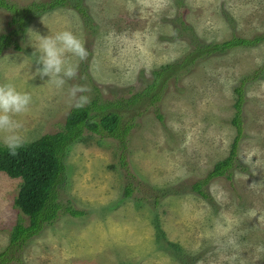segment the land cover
<instances>
[{
  "label": "rangeland",
  "instance_id": "rangeland-1",
  "mask_svg": "<svg viewBox=\"0 0 264 264\" xmlns=\"http://www.w3.org/2000/svg\"><path fill=\"white\" fill-rule=\"evenodd\" d=\"M49 1L7 0L18 8ZM80 2L84 13L69 2L33 17L30 39L12 23L16 15L0 8V36L11 35L0 53V82L31 95L26 110L13 115L15 131L23 142L62 131L76 107L74 84L87 88L82 107L127 103L117 110L133 126L124 146L86 132L92 138L70 147L57 219L14 250L8 264H264V41L183 63L158 90L159 100L127 102L155 80L154 71L182 63L194 42L264 36V0ZM61 29L77 35L88 54L71 58L76 74L57 87L35 74L29 56L35 32ZM237 88V162L231 179H211L203 197L192 184L229 156L238 135ZM7 134L0 129V145ZM20 185L0 172V253L12 228L28 224L14 205ZM67 208L85 214L74 217Z\"/></svg>",
  "mask_w": 264,
  "mask_h": 264
},
{
  "label": "trees",
  "instance_id": "trees-1",
  "mask_svg": "<svg viewBox=\"0 0 264 264\" xmlns=\"http://www.w3.org/2000/svg\"><path fill=\"white\" fill-rule=\"evenodd\" d=\"M69 2L83 13L85 12L80 0H51L47 3L31 4L24 8H18L7 0H0V8L10 10L16 15L12 17V23L17 25L19 31L23 33L33 17L36 18L58 7H64ZM10 40L11 35L0 36V53L10 44ZM262 41H264V36H256L252 39L234 37L223 43L209 45L194 42V50L182 63L166 65L161 70L154 71L155 80L145 88L144 92L135 94L127 102L136 104L142 98H149L152 103L159 100L158 90L163 89L169 74L177 67H181L183 63L190 64L196 59L203 58L205 54L223 52L239 46H254ZM155 91L158 93L156 94ZM236 92L239 97L234 105L236 114L232 122L237 128L238 135L232 143L229 156L217 162L206 178L192 184V189L203 197L207 195L202 189L211 179L221 176L231 179L232 169L237 162L238 144L242 136L243 96L239 88ZM123 107H128L127 103L107 102L99 105L95 100L88 106L73 108L66 117L62 131L45 134L30 142H23L14 155L10 154L5 145H0V172L21 181L14 205L28 218L27 225L17 223L12 228L9 246L0 253V264H8L12 260L14 250L24 247L31 238L40 234L46 225H51L57 219L61 209L57 189L64 186L67 181V167L64 160L71 146L77 142H87L89 138H92V136H85L86 132L100 136L108 135L119 140L124 146L125 138L133 125L123 123V116L117 110ZM131 195L132 188L128 186L126 196ZM66 210L74 217H81L85 214L83 211L72 208ZM181 257L183 261L185 255Z\"/></svg>",
  "mask_w": 264,
  "mask_h": 264
},
{
  "label": "clouds",
  "instance_id": "clouds-1",
  "mask_svg": "<svg viewBox=\"0 0 264 264\" xmlns=\"http://www.w3.org/2000/svg\"><path fill=\"white\" fill-rule=\"evenodd\" d=\"M27 35L34 32L27 29ZM36 33V42L31 44L34 52L32 63L37 65L35 74L40 77H47V81L54 83L57 87L65 82V78H72L76 74V65L71 62L72 57L84 59L87 50L81 39L69 29H61L50 32L48 35ZM70 95L76 97V107H82L88 102L89 97L84 95L86 86L74 84ZM77 93L81 95L76 96ZM31 102V95L28 91L20 90L11 82H0V129H4L8 134L3 138V143L10 154H15L16 149L23 143L22 138L16 133L19 122L13 118L14 114L26 110Z\"/></svg>",
  "mask_w": 264,
  "mask_h": 264
}]
</instances>
